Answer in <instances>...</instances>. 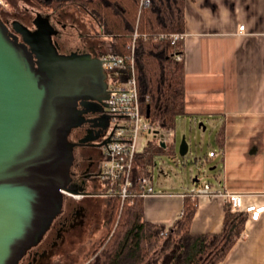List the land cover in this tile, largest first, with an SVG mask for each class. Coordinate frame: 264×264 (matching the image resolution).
Here are the masks:
<instances>
[{
  "label": "water",
  "instance_id": "obj_1",
  "mask_svg": "<svg viewBox=\"0 0 264 264\" xmlns=\"http://www.w3.org/2000/svg\"><path fill=\"white\" fill-rule=\"evenodd\" d=\"M33 25V32L25 28L19 37L0 20V264H17L40 242L64 211V190L82 191L72 190L78 144L70 134L88 113L104 112L85 107L91 100L100 105L114 77L96 51L60 52L53 36L65 26L49 15L37 14ZM72 42L85 46L81 36ZM101 119L109 127L111 118ZM189 150L183 136L180 155Z\"/></svg>",
  "mask_w": 264,
  "mask_h": 264
},
{
  "label": "crops",
  "instance_id": "obj_2",
  "mask_svg": "<svg viewBox=\"0 0 264 264\" xmlns=\"http://www.w3.org/2000/svg\"><path fill=\"white\" fill-rule=\"evenodd\" d=\"M185 14L186 117L216 120L224 132L223 146L218 144L223 154L211 158H217L211 168L216 182L211 183L215 189L245 194V205L261 206L264 0H188ZM166 194L143 200L147 221L171 226L180 216L182 193ZM192 200H197L193 232H220L228 202L219 196ZM223 264H264V213L258 221H247Z\"/></svg>",
  "mask_w": 264,
  "mask_h": 264
},
{
  "label": "trees",
  "instance_id": "obj_3",
  "mask_svg": "<svg viewBox=\"0 0 264 264\" xmlns=\"http://www.w3.org/2000/svg\"><path fill=\"white\" fill-rule=\"evenodd\" d=\"M95 20L92 29L100 38L102 55H131L134 34L139 37L134 52V72L146 114L165 130H175L178 117L186 116L184 40L172 44L162 34L186 33L188 0H150L146 8L140 0H78ZM180 54L181 61L176 59ZM128 75V68L121 77ZM216 141L223 146L220 128ZM170 153L169 145L160 152ZM151 152H140L135 160L132 180L137 183L151 176ZM108 206L110 235L96 249L88 264H223L242 238L248 214L234 211L228 203L222 230L194 233L192 225L197 200L185 198L182 214L171 226L145 219L142 198L102 199Z\"/></svg>",
  "mask_w": 264,
  "mask_h": 264
},
{
  "label": "flooded vegetation",
  "instance_id": "obj_4",
  "mask_svg": "<svg viewBox=\"0 0 264 264\" xmlns=\"http://www.w3.org/2000/svg\"><path fill=\"white\" fill-rule=\"evenodd\" d=\"M20 2L23 4L20 5ZM39 13H45L49 15L52 22L65 26L63 33L53 36L54 41L59 44L60 52L69 54L77 50L91 53L96 51L102 57L100 38L92 29L95 20L84 11L78 0H1L0 20L10 33L19 37L22 30L28 29L33 32V21ZM48 32L49 30H45L44 35ZM79 36L85 45L82 50L72 42ZM69 37L71 40H68ZM107 91L109 92V82ZM108 98L109 93L102 95L100 105L93 100L89 101L90 103L85 107L86 110L101 106L104 112L88 113L85 115L86 122L70 134L72 141L78 144L74 165L75 185L72 190L82 187V191L70 192L80 194L81 197L76 200L66 196L63 213L52 222L40 242L29 248L17 264H59L63 260H74L78 246L90 243L94 246L107 233V218L101 217L96 207L100 201L98 197L100 193L94 192L91 186L97 185L100 181L98 179L102 158L100 144H103L112 134L110 127L102 126L101 119L102 116L110 117L107 110ZM77 109L82 110V107L78 106ZM55 258L62 260L56 263Z\"/></svg>",
  "mask_w": 264,
  "mask_h": 264
},
{
  "label": "built area",
  "instance_id": "obj_5",
  "mask_svg": "<svg viewBox=\"0 0 264 264\" xmlns=\"http://www.w3.org/2000/svg\"><path fill=\"white\" fill-rule=\"evenodd\" d=\"M149 5L150 0H140L141 8H146ZM244 29V26H240V31H244ZM138 37L136 32L130 44V56L121 57L105 54L101 57L104 69L114 77L109 79V98L107 101V110L111 118L109 127L112 134L102 145V158L98 170V179L106 184L107 192L100 193V196L105 198L120 197L123 202L127 198L139 197L145 200L168 195L156 191L152 176L142 177L137 183H134L131 175L139 154L138 142L142 133L155 134L160 143L164 142L168 145L175 137L174 130L162 129L159 123L151 122L144 111L134 72V52ZM186 37V33L160 35V39L169 40L172 44L185 40ZM182 58L180 54L176 55L178 61H181ZM127 68L128 75L122 78L120 76L121 71ZM220 153L211 151L209 157H217ZM198 182L199 178L194 183ZM63 193L71 198L81 197L80 194L66 190ZM180 196L182 198L222 197L230 203L234 211L248 214V220L251 221H258L264 213V204L261 206L245 205V194L215 189L211 182L195 185Z\"/></svg>",
  "mask_w": 264,
  "mask_h": 264
},
{
  "label": "rangeland",
  "instance_id": "obj_6",
  "mask_svg": "<svg viewBox=\"0 0 264 264\" xmlns=\"http://www.w3.org/2000/svg\"><path fill=\"white\" fill-rule=\"evenodd\" d=\"M19 4L22 5L23 3L20 2ZM200 122L192 120L191 117H178L174 128L175 137L169 143L170 153L166 151L160 152V141L155 134L142 133L140 135L138 151L151 152L152 164L150 165V174L157 192L179 194L188 191L195 185L204 184L205 182H216L214 177L215 170H211V168L217 164V158L211 159L209 152H221L216 142V136L220 129L219 125L221 124L216 120L205 118L204 126H206V129H204L203 127H199ZM183 136H186L190 145V150L186 156L180 155V144ZM196 177L199 178L198 183H194L193 181ZM91 189L96 193L107 192L106 184L101 181L97 185L91 186ZM98 197L100 201L96 207L100 211L101 217L106 216L107 218L108 206L102 200L105 197L100 196V194H98ZM79 198L74 199L79 200ZM106 226H108V231L102 237V240L100 239L94 246H92V243L78 246L74 255L76 259L63 260L59 264H88L90 257L95 253L96 249L110 235L109 222ZM93 236L95 237V235ZM58 260L62 259L55 258L54 262L57 263Z\"/></svg>",
  "mask_w": 264,
  "mask_h": 264
}]
</instances>
